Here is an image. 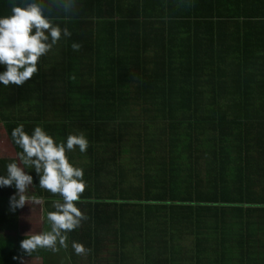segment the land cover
I'll list each match as a JSON object with an SVG mask.
<instances>
[{
  "label": "trees",
  "instance_id": "16d2710c",
  "mask_svg": "<svg viewBox=\"0 0 264 264\" xmlns=\"http://www.w3.org/2000/svg\"><path fill=\"white\" fill-rule=\"evenodd\" d=\"M72 2L73 14L57 18L72 37L42 56L24 84L0 85L10 142L17 124L29 133L39 125L54 140L75 132L88 140L81 167L90 184L74 202L88 219L68 233L66 258L75 256L73 240L90 249L86 257L146 264L169 261L173 245H239L242 255L264 246V136L253 132L249 102L253 12L219 10L217 2L205 10L200 0ZM10 7L0 0V15ZM33 97L66 104H8ZM8 162L0 159V174ZM26 171L46 216L59 195ZM13 191L0 188V264H20L13 257L23 255ZM62 251L31 257L44 262Z\"/></svg>",
  "mask_w": 264,
  "mask_h": 264
},
{
  "label": "clouds",
  "instance_id": "9594fccd",
  "mask_svg": "<svg viewBox=\"0 0 264 264\" xmlns=\"http://www.w3.org/2000/svg\"><path fill=\"white\" fill-rule=\"evenodd\" d=\"M10 12L0 15V85L20 86L38 71V60L47 54L61 38H71L67 26L57 22L59 16L73 14L72 0H10ZM73 51L81 47L79 42L70 45ZM11 142L19 150L16 159L4 166L0 174V188L11 187L8 198L9 210L15 212L28 201L41 204L42 198L26 195L33 185L31 169L37 177V186L59 199L52 202L54 210L46 212L47 229L38 233L24 234L19 241L22 256L13 257L24 264V257H31L39 250L56 253L68 247V233L81 226L88 217L76 206L86 183L84 170L69 162L66 152L78 150L84 153L88 140L83 133H69L62 141L54 140L41 126L31 132L17 124L10 133ZM75 255H86L90 249L75 240L71 241Z\"/></svg>",
  "mask_w": 264,
  "mask_h": 264
},
{
  "label": "crops",
  "instance_id": "0c3cea01",
  "mask_svg": "<svg viewBox=\"0 0 264 264\" xmlns=\"http://www.w3.org/2000/svg\"><path fill=\"white\" fill-rule=\"evenodd\" d=\"M214 2L218 3L219 10L228 12L232 11H252L253 12V81L251 83V89H253V97L249 100L250 104H253V132H259L260 135L264 136V0H200V6L205 10L209 7L212 8ZM188 9V7L186 8ZM237 12V13H238ZM238 22L243 21L242 19L235 20ZM57 83L59 86L65 85V79H58ZM22 101L10 102L8 104H21V105H50V104H66L64 98L51 99V98H24ZM221 104H224L221 102ZM1 125V124H0ZM78 133V132H75ZM74 133V134H75ZM8 148H6V146ZM0 150L5 152V155L0 156V159L4 161H12L16 159L15 150L8 139L4 129L3 135L0 136ZM259 164L262 166L257 168L259 172H263V178L259 179V183L262 182L264 186V150L260 149ZM88 156H83L78 150L72 152L69 162L75 166L81 167L83 163L88 162ZM82 168V167H81ZM83 169V168H82ZM85 170V169H83ZM86 184H90L86 182ZM28 196H36L31 185L27 189ZM37 197V196H36ZM30 206H36L37 204L31 201L27 202ZM42 205L39 204L38 217L39 227L36 230L35 224L34 230L38 233L46 230L48 225L46 222V216L42 209ZM31 214V213H29ZM30 218V217H29ZM31 219L36 221L34 218ZM21 218L20 209H18V233L25 234L21 230ZM175 251L169 261L160 259L154 260L148 264H264V246H248V251L245 254H241L239 245H173ZM66 248H61L62 254L52 255L49 254L48 258L43 262L40 257H24V264H146L144 259L139 257L132 259H124L110 261L106 258L97 259V257H86L75 255L73 260L70 261L66 258Z\"/></svg>",
  "mask_w": 264,
  "mask_h": 264
},
{
  "label": "rangeland",
  "instance_id": "374dc122",
  "mask_svg": "<svg viewBox=\"0 0 264 264\" xmlns=\"http://www.w3.org/2000/svg\"><path fill=\"white\" fill-rule=\"evenodd\" d=\"M3 135V127L0 125V136ZM6 146V145H5ZM8 148V146H6ZM6 153L0 150V156L5 155ZM26 195H27V190H26ZM38 210H39V204L36 206H30L27 203L23 208L20 209V218H21V231L28 233V232H35L36 230L38 231L39 227V217H38ZM31 213V214H29ZM34 218L36 221H33ZM30 217V218H29ZM38 223L36 226V230H34L35 224ZM25 261V260H24Z\"/></svg>",
  "mask_w": 264,
  "mask_h": 264
}]
</instances>
